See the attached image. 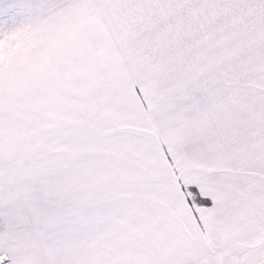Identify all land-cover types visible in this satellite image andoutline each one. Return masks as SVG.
<instances>
[{
    "label": "snow or ice",
    "instance_id": "1",
    "mask_svg": "<svg viewBox=\"0 0 264 264\" xmlns=\"http://www.w3.org/2000/svg\"><path fill=\"white\" fill-rule=\"evenodd\" d=\"M0 264H264V0H0Z\"/></svg>",
    "mask_w": 264,
    "mask_h": 264
}]
</instances>
